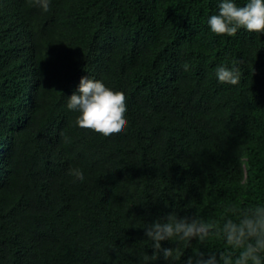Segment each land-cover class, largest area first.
I'll use <instances>...</instances> for the list:
<instances>
[{"label": "trees", "instance_id": "obj_1", "mask_svg": "<svg viewBox=\"0 0 264 264\" xmlns=\"http://www.w3.org/2000/svg\"><path fill=\"white\" fill-rule=\"evenodd\" d=\"M50 5L41 13L34 0H0V264H143L152 249L144 229L131 223L152 222L165 202L129 177H158L163 149L175 137L186 139L200 177L227 147L259 162H250L246 184L238 185L231 160L197 185L189 203L171 210L222 222L232 207L264 202V32H211L206 19L217 0ZM221 63L239 67L237 84L217 80ZM86 75L126 94L123 132L79 130L66 101ZM75 167L87 176L105 173L108 197L95 198L92 184L88 196L86 182L81 187L68 173ZM45 216L65 238L32 237ZM127 238V247L118 245ZM210 238V248L229 251ZM189 254L185 249L181 260ZM148 264L167 263L158 257Z\"/></svg>", "mask_w": 264, "mask_h": 264}, {"label": "clouds", "instance_id": "obj_2", "mask_svg": "<svg viewBox=\"0 0 264 264\" xmlns=\"http://www.w3.org/2000/svg\"><path fill=\"white\" fill-rule=\"evenodd\" d=\"M34 3L41 13L47 12L51 6V0H34ZM206 24L211 32L227 36H234L241 27L250 32L262 33L264 0H246L243 4L237 3V0H217V10L207 17ZM182 67L185 71L189 70L187 62ZM214 74L219 82L233 85L241 78L236 64L221 63L215 67ZM66 107L78 113L75 123L79 130L92 136L97 132L111 137L123 132L128 124L126 94L110 88L102 79L89 75L82 76L76 90L67 96ZM185 140L175 137L165 146L162 170L158 177H129V181L145 187L149 192L152 190L162 194L165 202L159 217L152 222L139 225L131 223L133 227L144 229L147 247L152 249L151 253L146 252L141 257L143 264L155 261L158 257H162L167 264H264V202L241 203L232 207L229 209L231 215L224 214L222 222H209L196 214L178 215L175 210H171L172 205H179V202L183 207L189 203L196 195L197 185L204 184L209 175L225 172L231 160L237 161L238 185L246 184L250 162H259L257 155L253 153L249 156L246 151L227 147L215 153V162L200 177L195 162L186 154ZM65 141L70 143L71 138L65 137ZM68 173L75 177L76 184L80 181L81 187L82 182H86L88 196L87 188L92 184L95 198L108 197L109 180L105 173L87 176L80 167L70 168ZM44 218L43 230L32 233V237L39 232L45 235L60 234L58 236L62 237L61 233L49 228V218ZM212 236L222 239L229 251L218 252L210 248ZM130 240L118 239L117 243L127 247ZM185 249L191 254L181 260Z\"/></svg>", "mask_w": 264, "mask_h": 264}, {"label": "bare ground", "instance_id": "obj_3", "mask_svg": "<svg viewBox=\"0 0 264 264\" xmlns=\"http://www.w3.org/2000/svg\"><path fill=\"white\" fill-rule=\"evenodd\" d=\"M82 44V43H81ZM83 46V45H82ZM71 47V46H70ZM66 48V47H65ZM70 50V49H69ZM81 50V49H80ZM55 52V51H54ZM82 52V51H81ZM81 52H80V54H81ZM93 54H94V52H93ZM83 57V56H82ZM78 58V57H77ZM112 58V57H111ZM16 60V59H15ZM80 60V59H79ZM83 60H84V57H83ZM84 62V61H83ZM93 63V62H92ZM97 63H98V61H97ZM88 65V64H87ZM90 66V65H89ZM95 66V65H94ZM101 66H103V65H101ZM85 70V69H84ZM90 70H92V69H90ZM82 71V70H81ZM97 71V70H96ZM58 73V72H57ZM94 73V72H93ZM13 77V76H12ZM20 77V76H19ZM22 77V76H21ZM27 80V79H26ZM36 83V82H35ZM11 88V87H10ZM13 88V87H12ZM37 90V89H36ZM27 91V90H26ZM35 93V92H34ZM17 94V93H16ZM19 94V93H18ZM21 94V93H20ZM35 97V96H34ZM31 98V97H30ZM32 99V98H31ZM36 99V98H35ZM57 99V98H56ZM36 101V100H35ZM49 101V100H48ZM65 101V100H64ZM34 103V102H33ZM13 106V105H12ZM13 115V114H12ZM66 116V115H65ZM70 116V115H69ZM54 118V117H53ZM58 118H60V117H58ZM73 120H74V118H73ZM26 124V123H25ZM7 125V124H6ZM73 126V125H72ZM76 126V125H75ZM48 128V127H47ZM59 136V135H58ZM10 156V155H9ZM5 158V157H4ZM27 159V158H26ZM36 159V158H35ZM37 160V159H36ZM235 180V179H234ZM3 231V230H2ZM3 239H4V237H3ZM3 241V240H2ZM35 241V240H34ZM6 242V241H5ZM11 242V241H10ZM7 243V242H6ZM11 243H13V242H11ZM17 244V243H16ZM15 244V245H16ZM15 246H13V248H14ZM12 248V249H13ZM21 249V248H20ZM31 249V248H30ZM19 253V252H18ZM33 254H34V252H33ZM32 254V255H33Z\"/></svg>", "mask_w": 264, "mask_h": 264}]
</instances>
